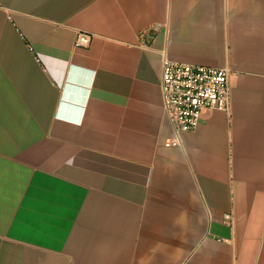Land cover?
Here are the masks:
<instances>
[{
    "label": "crops",
    "instance_id": "obj_1",
    "mask_svg": "<svg viewBox=\"0 0 264 264\" xmlns=\"http://www.w3.org/2000/svg\"><path fill=\"white\" fill-rule=\"evenodd\" d=\"M163 56L230 69L181 144ZM0 264H264V0H0Z\"/></svg>",
    "mask_w": 264,
    "mask_h": 264
},
{
    "label": "built area",
    "instance_id": "obj_2",
    "mask_svg": "<svg viewBox=\"0 0 264 264\" xmlns=\"http://www.w3.org/2000/svg\"><path fill=\"white\" fill-rule=\"evenodd\" d=\"M92 33L78 30L75 46H87ZM230 69L171 60L163 56L161 88L163 106L175 131L172 144H181V134L193 131L207 110L229 111ZM226 219L232 221V214Z\"/></svg>",
    "mask_w": 264,
    "mask_h": 264
}]
</instances>
